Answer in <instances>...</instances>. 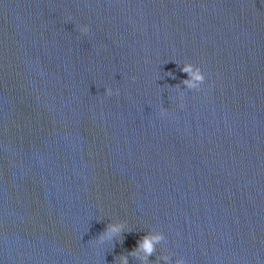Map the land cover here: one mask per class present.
I'll return each instance as SVG.
<instances>
[{"label": "water", "instance_id": "95a60500", "mask_svg": "<svg viewBox=\"0 0 264 264\" xmlns=\"http://www.w3.org/2000/svg\"><path fill=\"white\" fill-rule=\"evenodd\" d=\"M152 230L151 264H264V0H0V264H119Z\"/></svg>", "mask_w": 264, "mask_h": 264}, {"label": "clouds", "instance_id": "9594fccd", "mask_svg": "<svg viewBox=\"0 0 264 264\" xmlns=\"http://www.w3.org/2000/svg\"><path fill=\"white\" fill-rule=\"evenodd\" d=\"M83 34H88L90 32V28L87 25L80 27L79 29ZM178 66V65H177ZM180 71L187 74V79L181 81L180 84H177L175 87L179 89V86L182 84L184 88L189 91H202V86L206 83L207 77L200 66L194 65L192 63H185L182 67L178 66ZM168 76L175 79V76L171 71L168 72ZM135 80V77L132 78ZM119 95V89H116L115 93L111 87L106 89V95ZM185 97L184 91H179V100L181 101L180 107L183 108V100ZM161 116L167 115V110L162 108L160 111ZM126 222H115L108 223L106 229L98 236L96 239V243L98 245L103 246L108 242H112L117 238L121 237L126 230ZM166 236L163 232L152 230L149 231L146 235H144L138 242L137 246L131 251L128 252L127 255L119 256V264H129V257H132L140 262V264H151V260L149 259L152 256H155L157 253V246L164 243L166 241ZM121 244L123 240L119 241ZM115 248V245H114ZM175 254H164L159 256V261H162L163 264H186V260L184 258H176L173 261V257Z\"/></svg>", "mask_w": 264, "mask_h": 264}]
</instances>
